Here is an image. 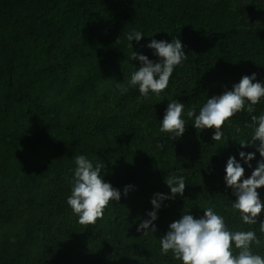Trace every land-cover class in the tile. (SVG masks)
<instances>
[{
  "label": "trees",
  "instance_id": "1",
  "mask_svg": "<svg viewBox=\"0 0 264 264\" xmlns=\"http://www.w3.org/2000/svg\"><path fill=\"white\" fill-rule=\"evenodd\" d=\"M133 30L144 38L130 48ZM173 37L188 59L167 89L122 95L117 83L127 86L141 66L133 52L158 62L147 45ZM253 73L264 82V0H0V264H182L161 255L160 237L182 214L199 218L210 206L230 230L264 240L259 224L233 211L224 180L230 156L245 178L260 160L257 152L252 168L243 164L239 152L255 149L239 142L251 138L245 125L264 113V98L226 122L220 142L187 117ZM172 100L185 104L186 121L173 141L160 131ZM77 155L100 159L105 182L121 192L94 225H81L67 204ZM168 175L185 178L184 195L164 201L158 230L142 235L154 194H171ZM257 191L264 203V187ZM253 252L264 256V246Z\"/></svg>",
  "mask_w": 264,
  "mask_h": 264
},
{
  "label": "clouds",
  "instance_id": "2",
  "mask_svg": "<svg viewBox=\"0 0 264 264\" xmlns=\"http://www.w3.org/2000/svg\"><path fill=\"white\" fill-rule=\"evenodd\" d=\"M143 38L144 34L137 30L126 36L130 48H133V41L139 43ZM147 47L153 50L159 61L154 62L143 54L133 52L131 59L139 60L141 66L131 75L127 86L117 83L122 95L129 88L138 87L140 95L145 99L149 98L150 92L159 96L167 89L174 69L188 59L179 37H173L171 42L152 39ZM256 79L255 73L243 76L239 83L233 84L231 90L225 89L221 95L207 98L198 114L195 108L189 109L188 119L194 117L193 126L196 129H214L212 141H222V128L225 123L239 112L254 113L255 105L264 98V82H254ZM184 111L185 104L178 100H172L167 105L160 131L170 133L172 141L182 137L186 131V121L182 118ZM245 127H252L253 133L249 140H241L239 146L242 149L254 148L255 151H240V161L252 168L251 162L256 159L257 152L260 160L251 175L245 178V168L241 162L235 156H230L225 167L224 180L236 198L231 204L233 211L240 213L244 224H259L258 231L264 234V221L258 219L264 213V203L257 191L264 187V113L259 116L251 115V124H246ZM235 130L241 131L239 126ZM157 147L162 148L163 145ZM74 162L76 168L67 204L78 216L81 225H94L103 217L111 201H120L121 192L111 183L105 182L102 174L105 165L100 159L94 165L87 156L77 155ZM164 182L171 194H154L151 199L153 210L147 213L148 219L142 220L137 227V232L142 235L146 236L149 232L155 233L158 230L154 222L158 219L157 213L164 201L184 195L187 184L183 176L168 175ZM131 189V185L125 186L124 196ZM203 213L199 218L190 213L182 214L180 219L173 221L168 231L160 237L161 255L167 256L171 252L173 258L182 264H264V256L253 252V245L258 248L264 246V240L257 236L255 230H230L224 216L218 214L214 206L205 208Z\"/></svg>",
  "mask_w": 264,
  "mask_h": 264
}]
</instances>
